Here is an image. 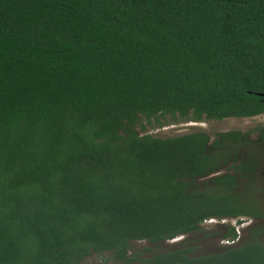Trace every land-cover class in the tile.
Here are the masks:
<instances>
[{
	"label": "trees",
	"instance_id": "16d2710c",
	"mask_svg": "<svg viewBox=\"0 0 264 264\" xmlns=\"http://www.w3.org/2000/svg\"><path fill=\"white\" fill-rule=\"evenodd\" d=\"M259 116L264 0H0V264H131L134 242L260 221L264 127L139 131ZM245 233L144 263L264 264V225Z\"/></svg>",
	"mask_w": 264,
	"mask_h": 264
},
{
	"label": "rangeland",
	"instance_id": "374dc122",
	"mask_svg": "<svg viewBox=\"0 0 264 264\" xmlns=\"http://www.w3.org/2000/svg\"><path fill=\"white\" fill-rule=\"evenodd\" d=\"M264 127V116L249 119H228L225 121H205L203 123H192L181 121L177 124L169 123L168 120L161 119L153 121L152 124L145 123V130L139 126V131L146 135L150 134L158 138H171L189 133L205 132L212 141L222 132L240 131L246 133L250 130ZM257 139V135L253 136ZM259 159V167L257 169V184L261 189V205L264 208V148H258L254 151ZM241 221L243 225L238 224V219H228L223 221L210 220L201 226V230L183 237H179L172 241L160 243L158 245L151 244L148 241L134 242L130 251L133 258L131 264H145L144 258H148L153 254L164 253L178 249L180 247L190 248L195 256L212 255L223 252L233 245V242L225 239L224 235L229 226L237 228L238 233L245 240L249 235L245 230L252 224L259 223L264 225V218L256 221L250 217H243ZM264 242V240H263ZM83 264H122L111 259V254L94 255L88 258Z\"/></svg>",
	"mask_w": 264,
	"mask_h": 264
},
{
	"label": "flooded vegetation",
	"instance_id": "af4514ba",
	"mask_svg": "<svg viewBox=\"0 0 264 264\" xmlns=\"http://www.w3.org/2000/svg\"><path fill=\"white\" fill-rule=\"evenodd\" d=\"M256 221H258V220H256Z\"/></svg>",
	"mask_w": 264,
	"mask_h": 264
}]
</instances>
